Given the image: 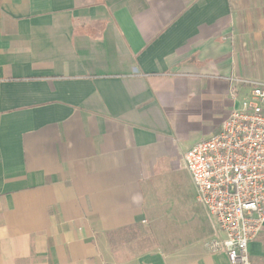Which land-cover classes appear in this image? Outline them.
<instances>
[{
    "label": "crops",
    "instance_id": "1",
    "mask_svg": "<svg viewBox=\"0 0 264 264\" xmlns=\"http://www.w3.org/2000/svg\"><path fill=\"white\" fill-rule=\"evenodd\" d=\"M234 77L264 80V0H0V264H231L179 218Z\"/></svg>",
    "mask_w": 264,
    "mask_h": 264
},
{
    "label": "built area",
    "instance_id": "2",
    "mask_svg": "<svg viewBox=\"0 0 264 264\" xmlns=\"http://www.w3.org/2000/svg\"><path fill=\"white\" fill-rule=\"evenodd\" d=\"M230 93L229 116L183 161L212 223L209 248L231 264H252L249 245L264 227V80L234 77Z\"/></svg>",
    "mask_w": 264,
    "mask_h": 264
},
{
    "label": "rangeland",
    "instance_id": "3",
    "mask_svg": "<svg viewBox=\"0 0 264 264\" xmlns=\"http://www.w3.org/2000/svg\"><path fill=\"white\" fill-rule=\"evenodd\" d=\"M191 200V203L189 204V207L187 210L181 212L183 213V217H180V225L182 226V229L189 228L192 224L191 216H196V206H198V203L196 201V198H194V195H192V192L187 194Z\"/></svg>",
    "mask_w": 264,
    "mask_h": 264
}]
</instances>
